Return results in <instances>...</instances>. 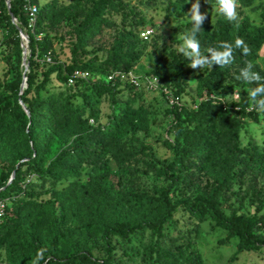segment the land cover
Segmentation results:
<instances>
[{
    "label": "trees",
    "instance_id": "obj_1",
    "mask_svg": "<svg viewBox=\"0 0 264 264\" xmlns=\"http://www.w3.org/2000/svg\"><path fill=\"white\" fill-rule=\"evenodd\" d=\"M7 1L1 0V5L12 32L9 42L13 44L12 54L15 56L12 78L0 83V88L3 86L12 99L11 105L0 103V201H7L5 213L0 217V249L4 248L7 253V264H30L37 259L40 250H43V259H38L39 264H84L80 257L85 254L89 257L85 264H121V259L112 255L110 246L106 258L93 259L84 228L99 224L107 235L121 238L150 229L157 240L163 239L165 225L176 208L169 197L171 188L181 181L199 183L204 178L208 180V186H204L193 199L182 198L177 204L184 205L191 216L199 220L209 218L215 226L226 231L229 238H238L237 254L264 250V234L259 232L261 219L257 214L237 211L226 214L221 204V196L231 188L236 174L242 169L250 170L256 177H264V153L250 151L240 140L241 128L248 122L257 121L256 110L262 106L259 102L263 94L260 93V101L254 109L226 107L220 100L210 98L232 67H247L251 63L254 87L262 85L256 60L264 44V11L260 15V25L253 24L248 17L230 21L224 16L212 26L203 20L201 30L196 34L201 55L211 60L213 52H223L225 49L221 45L227 44L232 47V61L224 66L207 65L208 69L197 82L200 100L196 110L188 111L177 103L167 109L171 117L168 132L173 134V141L166 143L173 152V159L156 170L169 183L152 193H137L116 177L110 165L113 158L123 166L135 153L122 146L115 127L107 131L98 127L95 107L92 104L85 106L83 101L91 95L114 97L122 85L140 90L119 79L108 81L107 77L116 71L136 73L132 65L141 57L142 47L149 42L140 36L146 28L117 27L106 17L125 7L124 0H93L85 18L74 27L71 59L63 66L58 62L59 55L50 33L62 20V11L57 9L58 1L50 0L41 5L39 0H31V4L37 7L33 23L25 0H9L10 13ZM255 1L238 0V3L241 7H249ZM182 7H186L183 0H169L167 3L169 12ZM129 23L137 26L145 21L132 16ZM192 28L193 24L188 35ZM107 30L111 31L113 41L102 66L97 68L92 58L83 62L82 54L88 51V45L102 39ZM21 34L28 38V73L23 70ZM237 40L243 42L240 47L236 46ZM39 55L49 57L54 63L43 72L42 80L36 82L35 58ZM173 66L175 77L172 83L167 81L161 69L156 68L144 75L157 77L171 96L179 98L184 86L179 69L186 68L188 62L176 59ZM75 70L87 71L89 77L76 79L69 85L68 80ZM98 70H103L102 77ZM53 73L62 87L51 85ZM254 74L260 77L259 81ZM95 75L99 78L93 77ZM24 76L27 78L26 87L19 94ZM234 78L241 81L242 75L237 74ZM183 114L196 119L198 125L185 129ZM58 141L64 142V146L52 154ZM84 165L90 168L88 181H70L62 191L54 194V201H37L31 194L24 195L23 184L30 176L52 182L79 178ZM254 193L259 201L264 198L260 191ZM39 217L61 223L67 236L76 243L78 252L59 251L57 245L62 239L57 231L47 240L46 252L33 234V226ZM150 256L149 264H202L197 251L187 252L182 263L177 251L165 247L152 246Z\"/></svg>",
    "mask_w": 264,
    "mask_h": 264
},
{
    "label": "rangeland",
    "instance_id": "obj_2",
    "mask_svg": "<svg viewBox=\"0 0 264 264\" xmlns=\"http://www.w3.org/2000/svg\"><path fill=\"white\" fill-rule=\"evenodd\" d=\"M50 0H39L41 5ZM57 9L61 19L55 30L50 31L54 38V49L59 55V63L63 66L69 64L71 59V43L74 41V27L85 18L93 0H57ZM169 0H124L120 10H114L106 17L117 27H137L142 30L147 27L155 29V36L142 47L141 57L132 65L136 73H149L161 69L165 78L172 83L175 77L174 63L176 59L188 62L186 68H180L183 74V90L178 100L179 106L188 111L197 108L200 97L197 94V82L203 76L208 66L191 68L192 61L180 51L183 45V36L188 35L192 26L190 12L192 4L197 0H183L186 7L169 12L167 3ZM200 14L204 15L206 24L212 26L220 17H224L217 9L216 0H199ZM239 5V3H238ZM264 11V0H256L249 7H237V17H248L256 25L262 24L261 13ZM5 10L0 0V83L12 78L15 56L12 54L13 44L9 42L12 35L6 21ZM132 16L143 18L145 23L133 26L129 23ZM59 18V17H58ZM61 22V24H59ZM16 24V23H15ZM25 41V40H24ZM113 41L110 30L104 32L102 39L88 45V51L82 54L83 62L93 59L97 68L107 57V51ZM28 45V42H27ZM30 50L26 48L27 58ZM48 57L37 56L35 58L36 82L43 78V72L54 62ZM261 72L262 84H264V44L262 45L256 60ZM24 73L29 69L23 65ZM251 67H232L226 71V78L218 86L217 90L210 94V98L220 100L226 107L246 106L254 109L261 97L260 93L254 98L249 95V90H255L252 81ZM103 74V70H98ZM247 73V79L245 76ZM242 75L241 81L234 77ZM93 77L99 78V75ZM51 85L62 87L56 79L55 73L50 76ZM129 89L121 86L120 91L114 97L109 95L93 96L84 100L83 104H92L97 111V125L104 128L115 127L116 135L125 149L133 151L134 157L125 165L120 166L115 159H110V165L116 177L131 191L137 193H152L159 187H165L169 182L156 170V167L165 166L173 159V152L166 141H173V134L169 133L171 117L167 109L171 106V97L161 94L159 91ZM0 103L11 105V95L0 88ZM170 93V92H169ZM261 101H264V93ZM258 112L255 123H246L240 131V140L243 146L250 151L264 153V106L256 110ZM182 123L185 129H192L198 125V121L185 114L182 115ZM64 146V142L58 141L52 154L58 152ZM90 168L83 166L79 178H68L62 181H41L35 176H30L23 187L24 195L31 194L37 201H54V194L62 191L70 181H88ZM208 180L201 182L181 181L171 188L169 197L172 204H176L171 220L165 225V236L157 240L150 229L138 231L133 235L121 238L107 235L105 228L99 224L85 227V239L93 259H102L108 256L107 247L112 249V255L121 259V264H149L152 246L165 247L177 251L180 254V262L189 251H197L202 258V264H264V250L260 253L243 251L236 253L238 238H229L227 232L215 226L209 218L199 220L191 216L184 205L177 203L182 198L193 199L204 186H208ZM255 190L264 194V177H256L250 170L242 169L236 174L231 188L221 196L222 209L226 214L237 211L241 214L257 216L261 219L260 233L264 234V198L257 199ZM258 207H261L258 209ZM59 232L61 241L57 245L63 253H77L76 243L67 236V230L61 223H53L39 217L33 226V234L42 248L46 249L47 240L54 232ZM7 253L0 249V264L6 263ZM89 258L86 254L80 257L85 264ZM37 260V259H36ZM34 260V261H36ZM30 264H33L31 262ZM37 264H39L37 260ZM57 264H66L58 262Z\"/></svg>",
    "mask_w": 264,
    "mask_h": 264
},
{
    "label": "clouds",
    "instance_id": "obj_3",
    "mask_svg": "<svg viewBox=\"0 0 264 264\" xmlns=\"http://www.w3.org/2000/svg\"><path fill=\"white\" fill-rule=\"evenodd\" d=\"M216 3L218 5L217 11L225 16L228 20L233 21L237 19V12L236 9L239 6L238 0H216ZM200 4L199 0H197L196 3L192 4L191 10L188 14L190 16V20L193 23V28L191 30V34L185 35L182 37L184 43L180 47V51L183 53L185 57L190 59L192 61L190 67L191 68H202L205 65H213V64H219L220 66H224L230 63L232 61V47L227 44H222L221 46L224 47V51H215L212 54L211 60H209L207 57L201 55L200 52V44L199 41L196 38L197 32L201 30L200 25L204 20V15L200 14L199 11ZM242 41L237 40L236 46L240 47L242 45ZM245 54H247L248 49L244 48ZM249 67H251V63L248 64ZM246 79L247 73H245ZM254 78L259 81L260 77L255 76ZM257 93H264V84L257 87L255 90H249V95L251 98H254ZM262 106H264V101L259 102ZM43 259V250H40L37 252V260ZM37 260L33 261V264H37Z\"/></svg>",
    "mask_w": 264,
    "mask_h": 264
},
{
    "label": "built area",
    "instance_id": "obj_4",
    "mask_svg": "<svg viewBox=\"0 0 264 264\" xmlns=\"http://www.w3.org/2000/svg\"><path fill=\"white\" fill-rule=\"evenodd\" d=\"M25 1L27 3L28 6L27 9L30 14V22L33 23L35 20V14L37 12V7L31 4V0H25ZM154 34H155V29L153 27H149L142 30L140 36L145 41H150L151 38L154 36ZM47 60L49 61V57ZM88 77H89V73L87 71L75 70L72 76L69 78L68 84L72 85L74 84L76 79H87ZM116 79H119L124 83H129L131 85H134L137 88L163 92L166 97H168V94H170L171 104L173 103L179 104L178 103L179 98L171 96V92L165 86H163L161 81L155 76H148L144 74L138 75L132 71H116L115 73H111L107 77L108 81H115ZM6 206H7V201H0V217L4 215Z\"/></svg>",
    "mask_w": 264,
    "mask_h": 264
},
{
    "label": "water",
    "instance_id": "obj_5",
    "mask_svg": "<svg viewBox=\"0 0 264 264\" xmlns=\"http://www.w3.org/2000/svg\"><path fill=\"white\" fill-rule=\"evenodd\" d=\"M7 7H8V11L10 13V2H9V0L7 1ZM12 21H13V23H16V20H15L14 17H12ZM21 39H22V49H23V62H22V64L25 65L26 67H28L29 66V63L27 61V56H26V48L28 47V45H27L28 38H27L26 35L21 34ZM26 79L27 78L24 76L23 77V83L21 85V92L19 94H21L22 91L24 90V88L26 87ZM19 103L21 104L22 108L26 110V106H25V104L21 100L19 101ZM13 174H14V171H13ZM12 178H13V175L11 176L10 180H12ZM10 180H9V182H10Z\"/></svg>",
    "mask_w": 264,
    "mask_h": 264
}]
</instances>
